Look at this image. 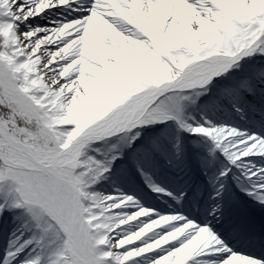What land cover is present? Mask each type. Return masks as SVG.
<instances>
[{
  "label": "snow or ice",
  "instance_id": "snow-or-ice-1",
  "mask_svg": "<svg viewBox=\"0 0 264 264\" xmlns=\"http://www.w3.org/2000/svg\"><path fill=\"white\" fill-rule=\"evenodd\" d=\"M0 264H264V0H0Z\"/></svg>",
  "mask_w": 264,
  "mask_h": 264
}]
</instances>
